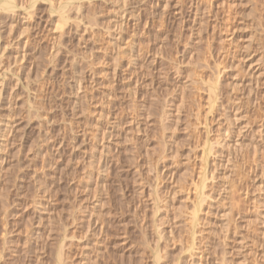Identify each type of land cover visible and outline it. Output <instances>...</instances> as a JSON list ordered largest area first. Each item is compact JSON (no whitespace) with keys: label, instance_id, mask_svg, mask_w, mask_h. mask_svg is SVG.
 <instances>
[{"label":"rangeland","instance_id":"rangeland-1","mask_svg":"<svg viewBox=\"0 0 264 264\" xmlns=\"http://www.w3.org/2000/svg\"><path fill=\"white\" fill-rule=\"evenodd\" d=\"M33 1L0 10V264H264V0ZM221 76L256 89L231 161Z\"/></svg>","mask_w":264,"mask_h":264},{"label":"bare ground","instance_id":"bare-ground-1","mask_svg":"<svg viewBox=\"0 0 264 264\" xmlns=\"http://www.w3.org/2000/svg\"><path fill=\"white\" fill-rule=\"evenodd\" d=\"M25 0H0V10H3V12L4 11H6L5 12V14L9 17V18H13L14 20L15 19H18V16L19 15H22L21 14V12H18V9H22L21 11L23 12V14H26L25 16H31V15H33L34 13H33V11L32 12H30L29 11V9H28V11H27V7L25 8V6L23 5L24 3L26 4V5H28L29 6V4H27L26 2H24ZM32 1V0H31ZM47 1V0H46ZM50 1H52V0H50ZM49 1V2H50ZM74 1L75 0H63V2L60 0V5H58L59 7V9L57 10L56 9V12L58 13L59 12V19L60 20H62V22H61V24L63 25V23H64V21H68L69 20V14H70V12L72 11V10H68V9H72V7H74L75 6V3H74ZM80 1H82V0H80ZM24 2V3H23ZM33 2H37L36 0L35 1H33ZM89 2V1H88ZM31 3V2H30ZM53 2H51V4H52ZM79 3V2H78ZM78 3L76 4L77 6H78ZM83 3V2H82ZM81 3V4H82ZM36 4V3H35ZM34 4V5H35ZM80 3H79V7H80V9H81V5ZM32 5V4H31ZM159 5V4H158ZM166 5H167V3H166ZM165 5V6H166ZM48 6H49V4H48ZM54 6V5H53ZM72 6V7H71ZM82 6H83V4H82ZM161 6V5H160ZM31 7V6H30ZM78 7V8H79ZM84 8L86 7V6H83ZM122 7V6H121ZM140 7V6H139ZM49 8H51V7H49ZM55 8V7H54ZM57 8V7H56ZM68 8V9H67ZM167 8V7H166ZM23 9H25V10H23ZM66 9H67V11H69V14L67 13V11H66ZM78 10V11H80L79 9H77L76 7L74 8V10ZM131 9V8H130ZM51 10V9H50ZM55 10V9H54ZM60 10V11H59ZM52 11V10H51ZM140 11V10H139ZM7 12H10V15L9 14H7ZM55 12V11H54ZM81 12V11H80ZM132 12V11H131ZM17 13V14H16ZM33 13V14H32ZM72 13V12H71ZM126 13V12H125ZM160 13H163V12H160ZM159 13V14H160ZM15 14H16V17H15ZM73 14H74V12H73ZM75 14H77V12H75ZM134 14V13H133ZM141 14V13H140ZM5 15V16H6ZM136 15V14H135ZM123 16L124 17H126L124 14H123ZM138 16V15H137ZM136 16V17H137ZM2 17V16H1ZM15 17V18H14ZM21 17V16H20ZM123 17V18H124ZM160 17V16H159ZM2 18H4V14H3V17ZM7 18V17H6ZM8 18V19H9ZM23 18V17H22ZM68 18V20H66ZM139 18H140V15H139ZM13 19H12V21H13ZM21 19L19 18V21H20ZM58 20V19H57ZM64 20V21H63ZM70 20H72V18H70ZM69 20V21H70ZM75 20V19H74ZM123 20V19H122ZM1 21H2V19H1ZM59 21V20H58ZM57 21V27H58V24H60V21L58 22ZM68 21V22H69ZM76 21V20H75ZM148 21V20H147ZM11 22V21H10ZM71 23V22H70ZM125 23V22H124ZM65 25L64 26H66L67 24L66 23H64ZM72 24V25H71ZM71 24H68V25H70V26H73L74 24L73 23H71ZM77 24V22H75V25ZM126 24H128V20L126 21ZM145 24H147V23H145ZM258 24H260V23H258ZM67 25V26H68ZM261 26V25H260ZM263 26V25H262ZM61 28V27H60ZM70 29V28H69ZM264 29V28H263ZM261 31V30H260ZM62 33H63V31H61ZM262 32V31H261ZM264 33V32H263ZM65 34V33H64ZM257 34V33H256ZM261 34V33H260ZM264 35V34H263ZM62 36V35H61ZM119 36V35H118ZM254 36V35H253ZM253 38V37H252ZM262 37L260 36V39H261ZM259 39V40H260ZM118 40V39H117ZM250 41H252V40H250ZM250 41H249V46H250ZM261 44V43H260ZM252 45V44H251ZM0 46H1V44H0ZM246 48H248V47H246ZM249 49V48H248ZM223 55V54H222ZM221 55V56H222ZM1 58V57H0ZM225 59V58H224ZM228 59V58H227ZM226 59V60H227ZM225 60V61H226ZM247 64V63H246ZM245 64V65H246ZM238 65V64H237ZM225 66V65H224ZM250 67L252 66V65H249ZM227 67V66H226ZM239 67V66H238ZM252 68V67H251ZM250 68V69H251ZM245 69V68H244ZM253 69V68H252ZM223 70V69H222ZM239 70V69H238ZM247 70V69H246ZM216 71V70H215ZM220 71V70H219ZM256 71V70H255ZM220 72H222V71H220ZM247 72V71H246ZM254 72V71H253ZM253 72H247V73H250V74H253ZM217 73H219L218 72V69H217ZM213 74V73H212ZM221 75H222V73H220ZM220 74H219V77H220ZM224 75V74H223ZM236 75V74H235ZM243 75V74H242ZM213 76H214V74H213ZM239 76V75H238ZM241 76V75H240ZM251 76H253V75H251ZM250 76V77H251ZM219 77H218V82H215L214 81V83L216 84V83H218L219 85L218 86H212V84L210 85V86H212V87H210V89H209V93H208V105H209V107H208V112H210V114H211V116H212V114H213V111L215 112V111H217V113H215V114H217L218 115V126H219V129L217 130L218 132V134L216 135V140L213 142V141H211L210 142V152L212 151V149H213V145H220L221 146V148L222 149H225L226 151H227V153L225 154L224 152L222 153L221 151H223V150H221L220 152H221V154H225L227 157L229 156V158L227 159V161L228 160H230V156L232 155V153L234 152V153H238V154H241L242 156L243 155H245L246 153L248 154L249 153V151H251L252 150V148H253V150H252V153L250 154V155H254V157H257V156H259V153H260V155L262 154V151H264V146H263V148H262V145L264 144L263 142H264V136H262V135H260V133L263 131L264 132V123H263V125H261L260 124V126L259 127H261L262 129H261V132H259V135L261 136V138L263 139V141H262V145L261 146H259L258 145V143L257 142H255L254 144H253V146L251 147V150H249V145L250 144H244V141H243V139L241 140L240 138L241 137H246L245 136V132H244V128L246 127V126H244V125H246L247 123H249L247 120H246V124H242V123H244L243 122V118L245 117L244 115H245V113H246V111L243 109V108H245L244 106V103L246 102V101H250V97H251V92L250 91H252V89H255V87L253 88V82H252V78L251 79H248L249 81L247 82V83H244L245 81H240V83H238V82H234V81H232L231 83H230V85L232 86V88L231 89H224L225 87L224 86H226L227 87V85H224L223 83L224 82H226V81H223V78H222V76H221V78L219 79ZM242 77V76H241ZM246 77V76H245ZM15 78V77H14ZM217 79V78H216ZM215 79V80H216ZM239 79V78H238ZM225 80V79H224ZM256 80V79H255ZM7 82V81H6ZM9 85V84H8ZM224 85V86H223ZM234 85V86H233ZM237 85H239V86H243L244 87V91L242 90V88H241V90L243 91L240 95H237V94H235V87L237 86ZM228 86H229V84H228ZM234 87V88H233ZM257 87V86H256ZM237 89V88H236ZM5 90H6V86H4V87H2L1 86V88H0V96L5 92ZM8 90V89H7ZM7 90H6V93H7ZM238 90V89H237ZM236 90V91H237ZM234 91V92H233ZM239 91V90H238ZM247 91H248V93H247ZM233 92V93H232ZM253 92H255L256 93V89L255 90H253ZM10 93V92H9ZM247 93V95H248V97L247 96H245V94ZM254 93V94H255ZM257 93H258V91H257ZM243 94V95H242ZM4 95V94H3ZM6 96V95H5ZM242 96H245V97H247V98H242ZM2 97V96H1ZM4 97V96H3ZM254 97V95L252 96V98ZM257 97H258V95H257ZM251 101H253L254 102V100H251ZM250 101V102H251ZM259 101V100H258ZM250 102H248V103H250ZM254 104V103H253ZM215 105H216V107H215ZM214 108H216V110H214ZM243 109V110H242ZM257 109H259V107L257 106ZM258 111V110H257ZM245 112V113H244ZM213 118H214V116H213ZM212 118V119H213ZM211 121V120H210ZM208 122V121H207ZM206 122V123H207ZM211 122H209V124H210ZM208 124V123H207ZM242 124V125H241ZM251 124V123H250ZM248 125V124H247ZM210 126V125H209ZM13 127V126H12ZM9 128L8 129V131L9 132H11V131H13L14 129L13 128ZM211 128V127H210ZM246 130V129H245ZM253 131V130H252ZM255 131V130H254ZM258 131H260V130H258ZM207 132H208V130H207ZM262 132V133H263ZM12 133V132H11ZM257 133V132H256ZM241 134V137L239 138V135ZM252 134V133H251ZM257 135V134H256ZM9 136V135H8ZM210 136V135H209ZM248 136V135H247ZM253 137H254V135H253ZM252 138V137H251ZM207 140H208V137L206 138ZM253 140V139H252ZM255 140V139H254ZM209 141V140H208ZM259 141V140H258ZM261 141V140H260ZM207 142V141H206ZM252 142V141H251ZM246 143V142H245ZM260 144H261V142H260ZM208 145V144H207ZM246 145V146H245ZM248 145V146H247ZM207 147V146H206ZM209 147V146H208ZM217 147V146H216ZM208 150H209V148H208ZM215 152L218 150H216V148H214L213 149ZM213 151V152H214ZM209 152V151H208ZM209 152V153H210ZM207 153V152H206ZM209 153H208V155H209ZM264 153V152H263ZM211 154V153H210ZM102 155V154H101ZM215 155V154H214ZM262 155H264V154H262ZM261 155V156H262ZM204 156H206V155H204ZM260 156V157H261ZM205 158V157H204ZM206 159H207V156H206V158H205V161H206ZM208 160V159H207ZM204 161V160H203ZM204 161V162H205ZM231 161V160H230ZM254 161V160H253ZM257 161V160H256ZM255 161V162H256ZM260 161V160H259ZM258 162V161H257ZM207 163V162H206ZM107 163H106V161H105V164L104 165H106ZM202 164V163H201ZM261 165V164H260ZM107 166V165H106ZM204 168H205V166H204ZM203 168V169H204ZM207 168V167H206ZM261 168V167H260ZM201 170V169H200ZM206 170V169H205ZM200 172V171H199ZM201 172H202V170H201ZM205 172V171H204ZM209 172V171H208ZM210 173V172H209ZM201 175H202V173H200ZM207 174V173H206ZM201 175H200V177H201ZM213 175V174H212ZM212 175H211V178H212ZM207 176H210V175H207ZM203 177H204V175L202 176V179H201V181H202V183H201V188H200V190H198V188H199V184L197 185L196 183H198V182H196L195 183V185H197L198 187H197V190H198V194L201 196L200 198H201V202H204V203H206L207 204V201L205 200L206 199V197L207 196H209V194H206V189H204V188H207L208 189V187L206 186V183L205 182H207V181H203L204 179H203ZM215 177V176H214ZM205 178V177H204ZM208 178L206 177V180H207ZM198 181V180H197ZM207 184L209 185V183L207 182ZM196 188V187H195ZM211 189V188H210ZM197 190H195L196 191V193H197ZM206 190V191H205ZM214 190V189H213ZM212 189L210 190V191H213ZM194 191V192H195ZM208 191H209V189H208ZM213 192H215V191H213ZM195 193V194H196ZM197 194V195H198ZM213 194V193H212ZM210 195H211V192H210ZM215 195V194H214ZM196 197V196H195ZM210 197V196H209ZM209 197H207V199L209 198ZM211 197H212V199H215V198H213V196L211 195ZM211 197H210V199H211ZM223 199V198H222ZM216 200H218V199H216ZM215 200V201H216ZM197 201V200H196ZM200 201V200H199ZM214 201V200H213ZM219 201V200H218ZM200 202V203H201ZM209 202V201H208ZM212 202V201H211ZM200 203H199V205H200ZM210 203V202H209ZM196 204V203H195ZM198 204V203H197ZM215 204V203H214ZM201 205H202V203H201ZM231 206H232V204H231ZM195 207H197L196 205H195ZM199 207H202V206H199ZM234 207V206H233ZM203 208H201V209H199L198 210V208H197V210L201 213V210H202ZM233 209V208H232ZM231 209V210H232ZM196 208H194V212L191 214L192 215V219L191 220H196L198 217H197V213H198V211L196 210ZM229 213H232V212H229L228 211V214ZM225 214H227V213H225ZM233 214V213H232ZM232 214H231V218H232ZM234 215V214H233ZM225 215H223V217H224ZM227 216V217H226ZM225 217L229 220V218L230 217H228V215H226ZM230 216V215H229ZM199 217H200V214H199ZM224 217V218H225ZM226 218H225V220H226ZM230 218V219H231ZM190 219V218H189ZM198 219H200V218H198ZM233 219V218H232ZM228 220H226V222L228 221ZM231 221V220H230ZM230 221H228V222H230ZM193 221H191V224H193L192 223ZM227 222V226L229 225L230 226V224ZM199 223V222H198ZM194 225H195V223H194ZM193 225V226H194ZM232 225V224H231ZM190 226V225H189ZM193 226H191V228L193 227ZM196 228H197V226H195ZM229 228V227H228ZM7 229H8V227H7ZM6 229V230H7ZM9 230V229H8ZM192 230H193V228H192ZM194 231V230H193ZM8 232V231H7ZM191 232V234H193L192 233V231H190ZM189 232V233H190ZM196 232H194V234H195ZM159 234H160V232H159ZM193 234V235H194ZM161 236V235H160ZM195 241V240H194ZM193 244V243H192ZM193 246V245H192ZM198 246V245H197ZM226 247V246H225ZM190 248V247H189ZM191 249V248H190ZM156 250V249H155ZM200 250V249H199ZM190 251V250H189ZM202 251V250H201ZM225 252H226V250H224ZM159 252V251H158ZM192 252H194V251H192ZM191 252V253H192ZM201 253V252H200ZM61 254V253H60ZM160 254V253H156V256H154V257H157V259H156V264H158V262L160 261V259H159V257L160 256H158V255ZM203 254V253H202ZM227 254V253H226ZM191 255H193V254H190V256ZM228 255V254H227ZM226 256V255H225ZM224 256V257H225ZM60 255H59V259H60ZM193 257V256H192ZM192 257H190V258H192ZM199 258V257H198ZM203 258H204V254L203 255H201L200 256V258H199V260L198 261H193L192 262V264H202V262H203ZM223 259H225V258H223ZM227 259V258H226ZM192 261V260H191ZM226 261H228V259L226 260ZM154 262H155V260H154ZM225 262V261H224ZM160 263V262H159ZM226 263V262H225ZM225 263H223L222 262V264H225ZM155 264V263H154ZM206 264V263H205ZM220 264V263H219Z\"/></svg>","mask_w":264,"mask_h":264}]
</instances>
